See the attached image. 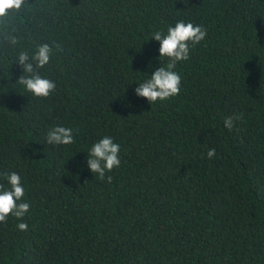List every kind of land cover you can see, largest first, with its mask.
<instances>
[{
	"label": "trees",
	"instance_id": "trees-1",
	"mask_svg": "<svg viewBox=\"0 0 264 264\" xmlns=\"http://www.w3.org/2000/svg\"><path fill=\"white\" fill-rule=\"evenodd\" d=\"M27 2L17 43L0 34V184L18 173L30 209L0 222V264H264V0ZM180 21L207 35L177 62L179 95L151 104L135 89L169 62L153 33ZM45 43L46 98L16 83ZM56 126L75 142L48 144ZM105 136L121 164L101 180Z\"/></svg>",
	"mask_w": 264,
	"mask_h": 264
},
{
	"label": "clouds",
	"instance_id": "clouds-1",
	"mask_svg": "<svg viewBox=\"0 0 264 264\" xmlns=\"http://www.w3.org/2000/svg\"><path fill=\"white\" fill-rule=\"evenodd\" d=\"M26 4L27 0H0V34L11 44L17 43V37L9 30L10 14L19 12ZM14 31V30H13ZM207 30L201 25L193 23L177 22L175 26H170L167 34L157 31L153 37L160 43L159 53L161 57L169 58L166 65H162L155 70L154 74L147 77L135 89L138 97L146 98L151 104L157 100L164 101L179 95L181 90V76L174 71L177 62L186 61L190 57V45L195 46L205 39ZM53 49L48 44H41L33 56L28 52H21L18 57L20 66L24 74L17 80L25 88L37 97H48L56 89V84L52 80L42 77L35 68H43L50 61ZM161 61V60H160ZM151 66V64L149 65ZM243 119V113L234 114L225 119V126L229 129L234 127V121ZM72 128L56 126L51 129L47 136L48 144L68 145L74 143ZM120 145L115 143L111 137L105 136L96 142L88 153V167L94 174H98L100 179H105V172H111L121 164L119 158ZM208 158L215 156V149L208 151ZM7 179L10 188L5 189L0 184V222L7 223V217L13 215L16 218H23L29 211L30 204L19 202L25 195V189L21 182V177L16 172L3 174ZM109 183L112 177L108 176ZM18 228L26 231L28 225L19 223Z\"/></svg>",
	"mask_w": 264,
	"mask_h": 264
}]
</instances>
